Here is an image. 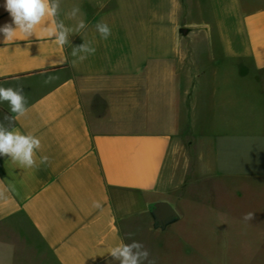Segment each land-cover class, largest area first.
<instances>
[{
  "label": "crops",
  "instance_id": "1",
  "mask_svg": "<svg viewBox=\"0 0 264 264\" xmlns=\"http://www.w3.org/2000/svg\"><path fill=\"white\" fill-rule=\"evenodd\" d=\"M129 1L60 0L66 26L87 24L69 37L95 48L83 61L39 25L28 39L0 42V86L22 87L28 100L10 127L41 140L37 167L0 156V264H119L109 252L121 242L171 224L180 242L187 218L264 204V124L242 130L264 114V5L242 9L241 46L208 25L167 26L165 13L152 18ZM4 2L0 26L11 22ZM248 78L256 106L241 97ZM5 115L15 116L7 102L0 122L9 126ZM161 201L178 214L165 229L150 208Z\"/></svg>",
  "mask_w": 264,
  "mask_h": 264
},
{
  "label": "rangeland",
  "instance_id": "2",
  "mask_svg": "<svg viewBox=\"0 0 264 264\" xmlns=\"http://www.w3.org/2000/svg\"><path fill=\"white\" fill-rule=\"evenodd\" d=\"M131 3L135 7H148L152 18L154 13H165L167 26L173 18L182 23L208 25L214 37L224 35L242 46L243 38L236 32L241 24L242 9L263 6L264 0H130ZM229 62L233 67L232 59ZM245 66L249 67L247 61ZM250 84H253L252 78L240 87L241 97L255 105L248 90ZM263 124L264 114L261 113L258 118L248 119L242 130L249 134ZM248 212L254 213L251 221L243 219ZM173 227L174 224L169 225L166 232L160 234L143 233L139 241L149 251V259H155L156 264H264V204L256 205L251 201L244 212L224 211L212 218L199 214L192 223L187 218L178 227L180 242L175 240Z\"/></svg>",
  "mask_w": 264,
  "mask_h": 264
},
{
  "label": "clouds",
  "instance_id": "3",
  "mask_svg": "<svg viewBox=\"0 0 264 264\" xmlns=\"http://www.w3.org/2000/svg\"><path fill=\"white\" fill-rule=\"evenodd\" d=\"M4 9L9 13L10 23L0 26V40L2 43L16 40V34H20L28 39L35 34L37 26H41V32L47 37H54L55 42L61 46H71V55L83 61L88 55L95 53V48L89 43L84 42L78 46H72L69 37L86 29L87 24L83 19H79L75 27L66 26L64 21L59 19L60 0H5ZM80 15L79 7H73L68 13L70 18H76ZM46 17L52 18L50 23H42ZM97 32L102 39H107L111 35V29L108 24L100 22L95 25ZM55 77L49 76L45 83L51 82ZM7 102L10 112L15 116L5 115L4 121L9 126L0 122V156L10 158L13 163H18L25 168L37 167L35 149L41 148V140L35 135L28 133L22 134L14 130L10 125L18 117L25 116L27 113L28 100L22 87H3L0 86V103ZM47 156H41L39 163L46 164ZM5 198V190H0V199ZM93 208H101L100 201L92 202ZM254 218L253 212L245 213L243 219L251 221ZM129 238L133 233L128 234ZM111 257L119 264H156L155 259H149L150 253L145 246L138 241L132 240L131 243L121 242L113 247L109 252Z\"/></svg>",
  "mask_w": 264,
  "mask_h": 264
},
{
  "label": "water",
  "instance_id": "4",
  "mask_svg": "<svg viewBox=\"0 0 264 264\" xmlns=\"http://www.w3.org/2000/svg\"><path fill=\"white\" fill-rule=\"evenodd\" d=\"M155 217V225L165 229L169 224L178 218V214L174 207L165 201L157 202L150 207Z\"/></svg>",
  "mask_w": 264,
  "mask_h": 264
}]
</instances>
